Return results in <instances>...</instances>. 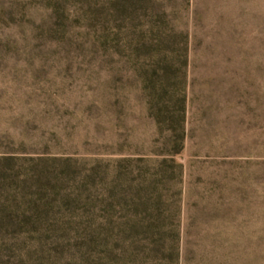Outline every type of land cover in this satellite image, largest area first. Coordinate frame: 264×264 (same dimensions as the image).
Listing matches in <instances>:
<instances>
[{
    "label": "rangeland",
    "instance_id": "obj_1",
    "mask_svg": "<svg viewBox=\"0 0 264 264\" xmlns=\"http://www.w3.org/2000/svg\"><path fill=\"white\" fill-rule=\"evenodd\" d=\"M0 264H264V0H0Z\"/></svg>",
    "mask_w": 264,
    "mask_h": 264
}]
</instances>
